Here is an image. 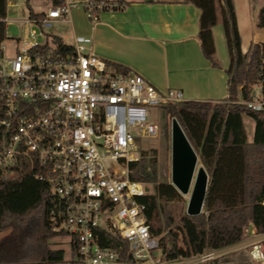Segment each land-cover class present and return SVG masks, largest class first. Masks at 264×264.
Segmentation results:
<instances>
[{
  "label": "built area",
  "instance_id": "obj_1",
  "mask_svg": "<svg viewBox=\"0 0 264 264\" xmlns=\"http://www.w3.org/2000/svg\"><path fill=\"white\" fill-rule=\"evenodd\" d=\"M48 1L37 11L42 16L25 20L38 29H27L24 38L8 36L15 41L11 47L0 40V176L22 156L37 165L36 176L51 192L52 228L68 237L82 264H164L139 200L149 188L129 177V164L140 158V142L160 132L153 108L186 100L185 94L161 90L138 73L117 72L93 52L90 35H75L68 43L72 53H60L51 42L44 49L47 28L74 9L95 24L103 11L125 6L119 0ZM37 35L44 40L28 39ZM240 102L264 110L259 93ZM112 238L126 242L127 259L121 258L122 243L102 244ZM220 253L208 251L190 262ZM252 254L264 257L255 249Z\"/></svg>",
  "mask_w": 264,
  "mask_h": 264
},
{
  "label": "trees",
  "instance_id": "obj_2",
  "mask_svg": "<svg viewBox=\"0 0 264 264\" xmlns=\"http://www.w3.org/2000/svg\"><path fill=\"white\" fill-rule=\"evenodd\" d=\"M26 1L30 16H42ZM185 1L201 10V50L215 65L212 26L219 21L223 25L229 53L228 95L223 104L183 100L161 106L168 116L178 120L208 173L201 213L175 215L172 204L184 203L185 197L171 181L158 179L156 149L142 150L140 158L129 164V177L151 187L139 200L146 204L147 221L152 235L159 239L163 262L192 258L237 244L243 240L250 223L257 233L264 232V110H252L239 101L240 97L253 98L254 85L264 83V41L251 43L243 52L234 0ZM6 17L7 0H0V40L6 36ZM258 24L264 27V5L259 10ZM48 42L56 45L60 53H72L71 45L54 33H48L42 45L44 49L50 48ZM106 64L119 73L130 72L121 63L106 60ZM244 115L254 121L250 141ZM39 172L35 163L22 156L6 166L0 176V231L9 229L0 237V264L65 262L64 249L51 247L52 238L64 233L52 228L51 192L48 184L36 176ZM120 243L123 244L121 258L127 259V244L122 239L102 241L110 246ZM261 245L264 253V238ZM247 250L245 246L232 251L235 258H224L221 254L199 264H255ZM71 254L69 264H82L75 246L71 247Z\"/></svg>",
  "mask_w": 264,
  "mask_h": 264
},
{
  "label": "crops",
  "instance_id": "obj_3",
  "mask_svg": "<svg viewBox=\"0 0 264 264\" xmlns=\"http://www.w3.org/2000/svg\"><path fill=\"white\" fill-rule=\"evenodd\" d=\"M122 1L124 7L103 11L95 24L80 8L57 21L70 24L73 39L77 34L92 36L96 55L121 63L161 90L179 88L186 100L226 99L229 53L220 21L212 26L215 65L201 50V10L195 4L185 0ZM234 4L241 46L246 52L251 43L264 41V27L258 24L264 0H234ZM56 35L64 40L61 34ZM246 230L264 238V232L257 233L253 223ZM228 247L217 251L222 253Z\"/></svg>",
  "mask_w": 264,
  "mask_h": 264
},
{
  "label": "rangeland",
  "instance_id": "obj_4",
  "mask_svg": "<svg viewBox=\"0 0 264 264\" xmlns=\"http://www.w3.org/2000/svg\"><path fill=\"white\" fill-rule=\"evenodd\" d=\"M48 0H29V4L35 11L45 10L50 3ZM18 3V5H15ZM29 17V8L27 5L26 0H7V27L6 30V37L4 38L3 42L7 47H11L15 44V41L9 38L8 36H14L19 38H24L28 30L38 29L33 25L27 27L25 20ZM47 31L50 33L61 34L64 40L67 43H73L74 39L71 33V27L68 22H53L52 26L47 28ZM31 41H43L44 37L37 35L36 37H29ZM27 44H24L26 46ZM254 93H259L261 97H264V83L254 85ZM240 101V100H239ZM225 101H211L212 105L215 104H223ZM153 113H157V120L160 124V132L156 138H148L140 142V146L144 151H150L151 149H156L157 157H158V179L159 180H166L171 181V119L172 117L168 116L162 107H158L157 110L153 108ZM247 138L248 140H252L253 138V131H254V122L253 119L248 116L244 115L243 117ZM198 165H201L199 160ZM149 190L151 187H148ZM185 201L176 202L172 204V210L174 211L175 215L178 216L182 213H187V203L189 199V193L184 195ZM174 225V224H173ZM9 229L0 231V237L8 232ZM165 231L163 232V234ZM263 239V235L259 234H251L250 231L246 230L244 238L241 242L234 244L228 247L227 250L223 251L221 254L225 255L224 258H235V252H232L236 249H241L245 246H248V250L251 253L255 249V253L259 252L261 254L262 245L261 240ZM52 248L61 247L65 251V262L62 264H69V260L72 257L71 248L68 243V237L66 235H57L52 238ZM247 250V251H248ZM258 250V251H257ZM226 253V254H225ZM219 256V255H218ZM197 257V256H195ZM186 258L180 259L171 262H165L164 264H192L190 262L191 259L195 258ZM213 259V258H212ZM207 260V261H211ZM255 264H264V257H260L258 259L254 258ZM200 262H195V264H199ZM194 264V263H193Z\"/></svg>",
  "mask_w": 264,
  "mask_h": 264
},
{
  "label": "water",
  "instance_id": "obj_5",
  "mask_svg": "<svg viewBox=\"0 0 264 264\" xmlns=\"http://www.w3.org/2000/svg\"><path fill=\"white\" fill-rule=\"evenodd\" d=\"M175 117L171 119V183L180 193H189L186 212L196 215L204 210L209 181L205 167Z\"/></svg>",
  "mask_w": 264,
  "mask_h": 264
}]
</instances>
